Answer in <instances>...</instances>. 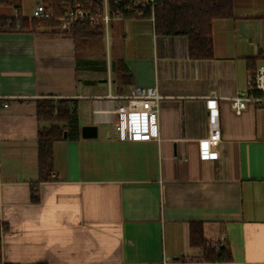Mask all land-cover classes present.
Segmentation results:
<instances>
[{
  "label": "crops",
  "instance_id": "obj_1",
  "mask_svg": "<svg viewBox=\"0 0 264 264\" xmlns=\"http://www.w3.org/2000/svg\"><path fill=\"white\" fill-rule=\"evenodd\" d=\"M24 10L3 4L0 17L31 18ZM212 34L213 56L193 58L187 36L158 34L146 18L113 19L91 38L0 30V264H264V99L241 113L231 99L264 64H249L264 52V0H235ZM120 60L131 82L118 79ZM137 86L165 96L159 139L114 137L119 101L108 95ZM44 97L76 101L80 119L78 139L54 142L48 180L38 166ZM214 97L222 138L204 154ZM83 125L97 136L83 137ZM200 233L208 245L225 235L232 258L205 260L191 241Z\"/></svg>",
  "mask_w": 264,
  "mask_h": 264
},
{
  "label": "trees",
  "instance_id": "obj_2",
  "mask_svg": "<svg viewBox=\"0 0 264 264\" xmlns=\"http://www.w3.org/2000/svg\"><path fill=\"white\" fill-rule=\"evenodd\" d=\"M114 6V0H110ZM235 0H159L155 10L154 28L158 34L185 35L188 37V51L190 57H211L214 53L212 34L213 21L216 18L230 17L234 14ZM47 8L53 10L55 17L61 16L69 3L78 2L85 7L98 11L99 0H43ZM22 7V0H0V5ZM35 19L21 16L15 18L0 17V30L38 31L40 28H56L59 30L60 21L56 18ZM104 25L101 22L91 23L81 21L72 23L62 32L74 38H91L103 35ZM264 60V52L249 59V64L255 72V63ZM116 72L120 82H131L132 76L123 60L118 61ZM261 92V91H259ZM264 106V103H263ZM38 120L48 121L50 125L40 126L38 130V166L39 179L48 180L54 170L53 145L56 140L64 138L78 139L80 137V119L76 101L68 98L44 97L37 100ZM1 232V226H0ZM192 244L203 248V258L208 261H227L232 254L223 247L220 250L211 248L203 234H192ZM1 260V254H0ZM41 264V263H38Z\"/></svg>",
  "mask_w": 264,
  "mask_h": 264
},
{
  "label": "built area",
  "instance_id": "obj_3",
  "mask_svg": "<svg viewBox=\"0 0 264 264\" xmlns=\"http://www.w3.org/2000/svg\"><path fill=\"white\" fill-rule=\"evenodd\" d=\"M159 0H114V6L110 0H99L100 9L98 11L85 7L78 2L68 4L61 16L55 17L53 10L47 8L43 0L37 2L33 9L32 18L45 19L56 18L60 21L59 30L63 31L72 23L89 21L91 23L101 22L108 26L113 19H149L153 25L155 22V10ZM249 90L244 93L234 94L232 105L236 113H241L248 100H263L264 96L256 97L252 91L261 90L264 92V64L260 65L256 72L250 76ZM111 102L119 101L112 109L113 114L111 123L113 125V134L119 139H159V114L161 102L165 97L160 93L157 86H137L129 92L113 95L109 93ZM4 107L8 103H2ZM208 115L210 118V134L203 141L202 152H208L210 145L221 141L222 134L219 123V107L216 97L208 101ZM99 110H95L98 112ZM100 112V111H99ZM209 246L220 250L227 246V239L222 235L218 239L211 240ZM167 259H162L159 263L150 264H168ZM173 264H185L181 260L173 261Z\"/></svg>",
  "mask_w": 264,
  "mask_h": 264
},
{
  "label": "water",
  "instance_id": "obj_4",
  "mask_svg": "<svg viewBox=\"0 0 264 264\" xmlns=\"http://www.w3.org/2000/svg\"><path fill=\"white\" fill-rule=\"evenodd\" d=\"M81 131L83 137H95L98 134L96 125H83ZM64 137H67V131L64 132Z\"/></svg>",
  "mask_w": 264,
  "mask_h": 264
},
{
  "label": "rangeland",
  "instance_id": "obj_5",
  "mask_svg": "<svg viewBox=\"0 0 264 264\" xmlns=\"http://www.w3.org/2000/svg\"><path fill=\"white\" fill-rule=\"evenodd\" d=\"M22 5L25 8L24 12L27 16L33 14L34 0H22Z\"/></svg>",
  "mask_w": 264,
  "mask_h": 264
}]
</instances>
